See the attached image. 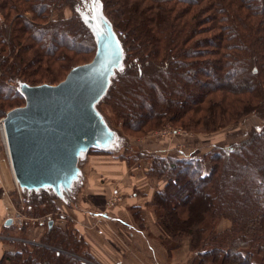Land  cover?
Instances as JSON below:
<instances>
[{
    "label": "trees",
    "instance_id": "obj_1",
    "mask_svg": "<svg viewBox=\"0 0 264 264\" xmlns=\"http://www.w3.org/2000/svg\"><path fill=\"white\" fill-rule=\"evenodd\" d=\"M55 1L0 0V16L3 20L7 17L11 18L14 14H20V21L12 26V33L9 32L12 41L10 46L16 51L13 59H7L4 54L9 46L7 41L10 39L7 41L0 39V64L2 63L3 66L0 86L5 88H0L2 115L8 111L4 109L7 108L5 101L8 100L6 91L10 90L11 98L15 100L22 98L17 86L16 90L10 89L18 82L27 80L21 70L33 68L44 57L67 58L66 54L60 51L62 49L60 46L82 55L92 54L95 51L93 35L81 19L80 12L86 6L83 0L72 4V7L70 5L73 9L70 18L52 20L47 26L41 25L37 28L35 23L28 22L29 18L24 17L26 14L31 18L34 14L48 16ZM97 1L106 18L116 29L118 25L107 9L109 2ZM121 1V9L125 16L127 19L139 21L142 33H137L133 29L121 30L122 36L118 38L124 50L123 67L112 78L111 85L97 108L107 98L114 97L118 93L120 100H123V106L126 111L128 110L127 116H133L131 118L135 124H131V127L142 128L153 120L157 121V125L164 120L178 123L180 117L185 119L187 113L183 106L178 110L176 107L180 103L179 97L183 98L187 92L184 81L188 80L202 87H208L207 95L210 98L221 90L244 95V99L237 101V106L230 100L227 104H224V100L223 103L220 101L216 106L227 117L231 111L237 115L250 109L257 110L264 116V0H145L156 2L153 6L148 2L145 7L140 6V1ZM30 2L32 5L28 4ZM67 3L69 4V1ZM55 7L57 8L56 5ZM131 12L134 14L132 15ZM205 24L206 27L203 28ZM34 28L39 30L34 31L38 33L37 35L33 34L36 41L33 37L31 40L29 36ZM5 30L6 26L0 22V35L6 32ZM205 32L213 34L204 40L203 37L196 39L197 35ZM143 36L147 38L145 41L141 39ZM206 40H209L211 48L208 44H202ZM150 41H152L151 46L148 45ZM145 43L147 50L151 47L149 53L144 50ZM191 46L193 47L190 48ZM30 49L35 50L34 57L27 55ZM48 63L53 64L54 61L50 58ZM197 64L203 69L195 75L191 69ZM72 67L74 66L69 67L66 72ZM192 74H194L193 78L190 77ZM25 82L30 85L57 84L59 80L53 79L52 82L36 84ZM171 90L177 93L168 96L166 93ZM185 100L190 102L188 98ZM192 102L200 103V100L193 99ZM189 107L191 106L186 108L189 110ZM102 116L104 117L103 114ZM209 159L211 166L206 177L202 174L199 161L193 159L175 161V166L169 165V170L174 171L171 172L173 178L170 181L173 184L176 183L175 181L183 183L184 180L179 174H184L183 176L189 175L190 179L199 183L200 188L206 183V188L202 190L206 193L207 209L210 208L214 214L227 217L231 221V227L223 233L211 234L214 239L210 245L206 240L200 241L199 237L194 240L191 233L193 228L190 225L186 231H181L175 226L176 223H169L176 218H173L172 210L166 207L168 222H165L164 229L170 234H186L191 237L192 250L206 242L209 249L197 250L199 260L196 264H205V259L213 264L212 258H209L213 254L219 256V264H226V260L230 264H264V122L260 129H254L247 140L224 151L219 149L210 154ZM157 165L155 172L162 174V165L159 163ZM184 183L189 189L190 183L186 181ZM198 191L199 189L196 193ZM22 194L26 197L25 202L30 206V210L32 207L37 208L40 203L52 205L51 201L58 199L51 191L29 194L22 192ZM191 196L188 193L184 195L178 208L185 200L193 202L194 196ZM43 211L50 213L48 208H44L41 212ZM249 233H252V238L248 237ZM45 237L50 243L41 247L31 245L33 251H28L23 245L20 250L12 253L15 258L14 264H83L77 259L68 257V254L52 249V246H64L65 250L70 248L69 238L64 234L60 235L59 228L50 226ZM82 244L84 247V243L78 242V247ZM46 245L50 247H45ZM6 256L3 257L4 260L1 259L3 261L0 264L10 260Z\"/></svg>",
    "mask_w": 264,
    "mask_h": 264
},
{
    "label": "rangeland",
    "instance_id": "obj_2",
    "mask_svg": "<svg viewBox=\"0 0 264 264\" xmlns=\"http://www.w3.org/2000/svg\"><path fill=\"white\" fill-rule=\"evenodd\" d=\"M83 1L82 3L86 6L80 12L81 15L91 14V5L94 6L95 11L100 5L97 0ZM128 1H140L142 7H145L144 5L149 2L145 0ZM77 2L79 0H56L52 4V10L48 16L34 14L35 17L33 15L31 18L26 14L24 17L29 18L28 22L35 23L37 28L41 25L47 26L52 20L59 21L70 18L73 13L72 4ZM106 2H109L107 9L118 25L114 29L118 36H122L121 30L123 29H133L137 33H142L139 27L141 23L130 18L127 19L125 16L121 9V0H106ZM151 2L149 3L152 6L156 3ZM28 4L32 5V2ZM161 4L164 5V3ZM19 21L20 14H14L11 18L7 17L6 20L0 16V22L6 26V32H2L0 39L3 38L4 41L10 39L7 41L9 46L4 52L7 59H13L15 56L16 51L10 46L12 43L10 34L13 31L12 26ZM34 31L39 30L36 28L31 30L32 33L29 34L31 40L34 38L33 34H38ZM211 34L213 33L205 32L202 35H197L196 39L203 37L204 40ZM144 37L141 39L145 41L147 38ZM151 42L148 45L151 46ZM202 44L209 46L210 42L206 40ZM45 47L47 48V46ZM61 47L60 51L62 50L67 58L50 57L54 61L53 64L48 63L49 56L42 58L33 68L21 70L27 79L24 82L36 84L52 82L53 79L60 82L69 72V70L66 72L69 67L88 63L94 56V53L82 55L67 47ZM146 47L145 43L144 50L149 53L151 47L148 50ZM18 50L20 53L21 49ZM34 53L35 50L30 49L27 55L34 57ZM209 58L212 57L209 56ZM202 69L200 64H197L191 69V72L196 75ZM2 71L1 63L0 73ZM191 76L193 78L194 74ZM0 77L2 76L0 75ZM15 82L13 83L15 84ZM16 86L14 85L10 89L16 90ZM0 88L3 87L0 86ZM184 88L187 92L183 98L179 97L180 103L176 109L183 106L187 113L185 119L180 117L178 123L164 120L157 125V121L153 120L152 123L147 124L149 127H146L147 125L142 128L131 127V124H135L132 122L133 118L131 117L133 116H127L128 110L126 111L123 106V100H120L118 93L103 101L98 108L104 115L108 126L116 133L114 148L106 151L89 150L85 158L79 162L83 184H76L64 201L52 200V205L40 203L37 208L32 207L30 210V206L25 202L26 197L14 181L6 143L0 135V213L2 217H5V221L0 227V243L8 250L3 257L5 258L7 255L6 257L10 259L5 264H14L15 258L12 253L20 250L23 245L28 251H31V245L41 247L50 243L45 237L50 226L59 228L60 235L64 234L70 242L68 250H65L64 246H52V249L62 254H68V257L77 259L83 264H118V262L119 264H196V261L199 260L197 250L209 249L206 242L201 243L193 251L191 237L186 234L168 233L164 229L165 222H168L166 220L168 213L165 208L169 207L172 210L173 218H176L169 223H176L175 226L181 231H186L190 225L193 228L192 238L195 240L196 237H199L200 241L206 240L210 245L214 239L211 234H220L228 230L231 227V221L224 215L214 214L210 208L207 209L206 193L202 190L206 188V183L200 188V184L190 179L189 175H185V177L184 174H179L184 182L190 183V188L188 189L181 181H175L176 183L173 184L170 181L173 178L171 177L173 170H169V165H174V162L178 160L193 159L201 163L202 174L206 177L211 166L209 155L219 149L224 151L247 140L254 129H260L264 122V116L257 110L250 109L239 112L237 115L231 111L228 113V118L216 106L220 104V101L223 103V100L224 104L230 100L237 106V101L244 99V95L221 90L210 98L207 95L208 87H202L200 84L188 80L184 81ZM9 91H6L8 100L5 101V104L7 108H4L8 111L24 104L23 98L20 100L11 98L12 95ZM175 93L177 91L171 90L166 94L169 96ZM142 97L144 98V96ZM187 98L190 102L185 100ZM193 99H199L200 103L192 102ZM188 106H191L189 110L192 109V111L186 108ZM1 113L0 121L6 114L2 115ZM125 115L126 117H124ZM158 163L162 165V174L155 172ZM197 189H199L198 193H196ZM187 193L189 196H194L193 202L185 200L180 203V208H178L180 200ZM61 207L67 208L68 216L66 214L64 216ZM44 208H48L50 213L41 212ZM87 213L93 214L89 216ZM119 220L126 221L129 226ZM202 229L204 231H200ZM248 237L252 238V233H249ZM79 238L84 243V247L83 244L78 247ZM45 247L50 246L46 245ZM209 258H212L213 264H219L218 255L213 254ZM1 259L0 263L4 260L1 261ZM204 261L205 264H211L209 260L205 259ZM226 264H230V262L226 260Z\"/></svg>",
    "mask_w": 264,
    "mask_h": 264
},
{
    "label": "water",
    "instance_id": "obj_3",
    "mask_svg": "<svg viewBox=\"0 0 264 264\" xmlns=\"http://www.w3.org/2000/svg\"><path fill=\"white\" fill-rule=\"evenodd\" d=\"M91 8L81 15L95 42L91 61L74 66L55 85L18 82L24 104L3 118L9 165L22 192L51 191L64 201L80 182L79 162L88 151L116 143L97 105L122 69L124 50L102 7Z\"/></svg>",
    "mask_w": 264,
    "mask_h": 264
},
{
    "label": "crops",
    "instance_id": "obj_4",
    "mask_svg": "<svg viewBox=\"0 0 264 264\" xmlns=\"http://www.w3.org/2000/svg\"><path fill=\"white\" fill-rule=\"evenodd\" d=\"M81 172H82V169H81ZM10 182H11V184H12V181H11V179H10ZM82 185L83 184V182H82V175H81V179H80V182H79V185ZM61 209L63 210V214H64V216H65V214L68 216V214H67V211H66V209L67 208H65V207H61ZM89 216H92V214L91 213H87ZM74 218H75V216H74ZM5 219V217H2L1 216V213H0V227H1V225L3 224V222L5 221L4 220ZM76 219V218H75ZM120 222H122L123 224H125V225H128V223L125 221H123V220H119ZM7 222V221H6ZM5 222V223H6ZM129 226V225H128ZM8 250H6V248L4 247V245L2 244V243H0V259L3 257V255H4V253L5 252H7ZM118 264H119V262H118ZM122 264V263H121Z\"/></svg>",
    "mask_w": 264,
    "mask_h": 264
},
{
    "label": "built area",
    "instance_id": "obj_5",
    "mask_svg": "<svg viewBox=\"0 0 264 264\" xmlns=\"http://www.w3.org/2000/svg\"><path fill=\"white\" fill-rule=\"evenodd\" d=\"M0 135L2 136L4 143H6L3 119H1V121H0Z\"/></svg>",
    "mask_w": 264,
    "mask_h": 264
},
{
    "label": "bare ground",
    "instance_id": "obj_6",
    "mask_svg": "<svg viewBox=\"0 0 264 264\" xmlns=\"http://www.w3.org/2000/svg\"><path fill=\"white\" fill-rule=\"evenodd\" d=\"M6 145V144H5ZM6 149H7V145H6ZM7 153H8V151H7Z\"/></svg>",
    "mask_w": 264,
    "mask_h": 264
}]
</instances>
